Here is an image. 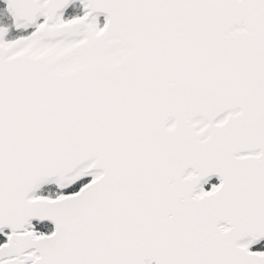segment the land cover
Masks as SVG:
<instances>
[{
    "label": "snow or ice",
    "instance_id": "1",
    "mask_svg": "<svg viewBox=\"0 0 264 264\" xmlns=\"http://www.w3.org/2000/svg\"><path fill=\"white\" fill-rule=\"evenodd\" d=\"M0 264H264V0H0Z\"/></svg>",
    "mask_w": 264,
    "mask_h": 264
}]
</instances>
